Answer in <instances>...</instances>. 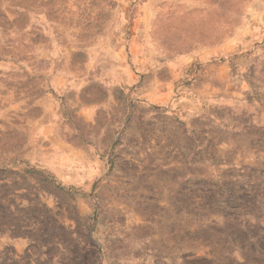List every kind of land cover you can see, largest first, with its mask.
<instances>
[{
  "label": "rangeland",
  "instance_id": "374dc122",
  "mask_svg": "<svg viewBox=\"0 0 264 264\" xmlns=\"http://www.w3.org/2000/svg\"><path fill=\"white\" fill-rule=\"evenodd\" d=\"M0 264H264V0H0Z\"/></svg>",
  "mask_w": 264,
  "mask_h": 264
}]
</instances>
